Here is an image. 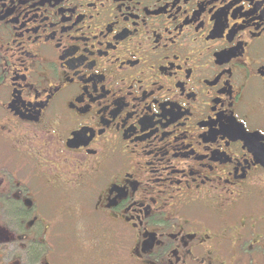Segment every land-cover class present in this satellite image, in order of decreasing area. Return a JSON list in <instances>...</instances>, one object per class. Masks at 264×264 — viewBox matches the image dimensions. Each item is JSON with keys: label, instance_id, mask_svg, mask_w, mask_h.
Segmentation results:
<instances>
[{"label": "flooded vegetation", "instance_id": "1", "mask_svg": "<svg viewBox=\"0 0 264 264\" xmlns=\"http://www.w3.org/2000/svg\"><path fill=\"white\" fill-rule=\"evenodd\" d=\"M0 264H264V0H0Z\"/></svg>", "mask_w": 264, "mask_h": 264}]
</instances>
